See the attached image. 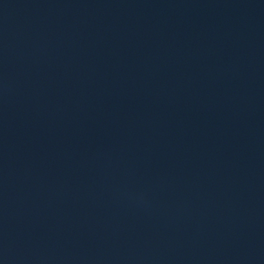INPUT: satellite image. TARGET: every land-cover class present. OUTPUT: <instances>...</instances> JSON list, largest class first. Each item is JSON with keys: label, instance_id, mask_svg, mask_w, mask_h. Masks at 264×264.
<instances>
[{"label": "water", "instance_id": "water-1", "mask_svg": "<svg viewBox=\"0 0 264 264\" xmlns=\"http://www.w3.org/2000/svg\"><path fill=\"white\" fill-rule=\"evenodd\" d=\"M0 264H264V0H0Z\"/></svg>", "mask_w": 264, "mask_h": 264}]
</instances>
